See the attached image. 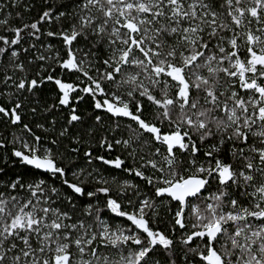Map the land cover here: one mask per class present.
<instances>
[{
  "label": "snow or ice",
  "instance_id": "obj_1",
  "mask_svg": "<svg viewBox=\"0 0 264 264\" xmlns=\"http://www.w3.org/2000/svg\"><path fill=\"white\" fill-rule=\"evenodd\" d=\"M20 2L0 264H264V0Z\"/></svg>",
  "mask_w": 264,
  "mask_h": 264
},
{
  "label": "trees",
  "instance_id": "obj_2",
  "mask_svg": "<svg viewBox=\"0 0 264 264\" xmlns=\"http://www.w3.org/2000/svg\"><path fill=\"white\" fill-rule=\"evenodd\" d=\"M29 3H34L35 6L33 8H31L28 12H25L24 6H25V4H29ZM40 7H41V0H21L19 6L15 10H12L13 16L15 15L16 11H19V12H21L24 21L28 22L36 16L37 10ZM15 22L19 23V20H16ZM44 27H47V26L45 25ZM48 102H51V100H49ZM84 106H86V105L84 104L82 107H84ZM9 135H10V130L8 132H6L3 124H0V138H3L5 136H9ZM161 227H164V225L162 224Z\"/></svg>",
  "mask_w": 264,
  "mask_h": 264
},
{
  "label": "flooded vegetation",
  "instance_id": "obj_3",
  "mask_svg": "<svg viewBox=\"0 0 264 264\" xmlns=\"http://www.w3.org/2000/svg\"><path fill=\"white\" fill-rule=\"evenodd\" d=\"M85 101H86V102H85V105H87V102H88L87 99H86ZM82 106H83V105H82ZM129 163H131V161H129Z\"/></svg>",
  "mask_w": 264,
  "mask_h": 264
}]
</instances>
